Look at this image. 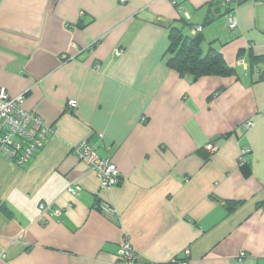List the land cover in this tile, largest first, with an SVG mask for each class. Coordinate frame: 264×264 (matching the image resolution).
<instances>
[{
    "label": "crops",
    "instance_id": "obj_1",
    "mask_svg": "<svg viewBox=\"0 0 264 264\" xmlns=\"http://www.w3.org/2000/svg\"><path fill=\"white\" fill-rule=\"evenodd\" d=\"M216 2L0 0V87L54 128L24 167L0 154V264H115L126 235L142 262L190 249L189 264H264V0L236 6L237 31ZM183 17L236 74L168 65ZM83 140L117 164L118 185L74 154ZM46 202L63 212L42 222Z\"/></svg>",
    "mask_w": 264,
    "mask_h": 264
},
{
    "label": "built area",
    "instance_id": "obj_2",
    "mask_svg": "<svg viewBox=\"0 0 264 264\" xmlns=\"http://www.w3.org/2000/svg\"><path fill=\"white\" fill-rule=\"evenodd\" d=\"M121 1L124 2L125 0ZM230 1L232 0H226L225 3H229ZM179 9L181 12H184L187 19L190 18L184 6H180ZM233 12L231 11L226 14L227 27L232 31H237L238 22ZM202 30V24H196L190 28L191 34L202 32ZM114 53L116 56H120L122 49L117 48ZM238 63L244 64L245 59L239 58ZM24 98V94L11 96L6 88L0 87V154L12 160L19 167H24L36 155L54 129L42 116L23 107ZM68 106L76 110L78 107L77 100L70 99ZM252 124L253 122L249 120L244 122L246 128L251 127ZM206 148L210 152H214L218 149V146L214 143H209ZM73 152L81 160L87 162L90 168L98 174L102 188L112 189L118 185L120 171L117 164L101 157L96 147L89 140H83L74 146ZM249 152L247 148L242 149L240 156L241 165L250 163L246 159ZM66 191L74 196H78L83 191V187L79 184L69 183L66 186ZM97 208L106 215L118 218V211L111 204L99 202ZM39 209L40 213L37 219L42 222L49 221L53 216H60L63 212L62 208L53 209L50 202L41 203ZM48 210L52 211L50 215L47 214ZM183 254L184 257H174L168 263L142 262L139 260L130 236L126 235L119 247L118 259L115 264H189L190 249L184 250ZM246 255V251H242L240 253V261Z\"/></svg>",
    "mask_w": 264,
    "mask_h": 264
},
{
    "label": "trees",
    "instance_id": "obj_3",
    "mask_svg": "<svg viewBox=\"0 0 264 264\" xmlns=\"http://www.w3.org/2000/svg\"><path fill=\"white\" fill-rule=\"evenodd\" d=\"M220 11L223 10L224 16L234 11L236 6L243 0H216ZM183 25L170 26L168 48V65L174 68L182 76L191 75L198 79L202 76H232L236 74V69L226 62L222 53L216 50L213 43H209L208 49L204 50L205 37L202 32L191 34L190 28L196 24H190L189 32L185 31L188 21L182 19ZM203 25V24H202ZM239 58H242L239 56ZM244 172L250 174V164L241 165Z\"/></svg>",
    "mask_w": 264,
    "mask_h": 264
},
{
    "label": "rangeland",
    "instance_id": "obj_4",
    "mask_svg": "<svg viewBox=\"0 0 264 264\" xmlns=\"http://www.w3.org/2000/svg\"><path fill=\"white\" fill-rule=\"evenodd\" d=\"M206 45H207V44H206V43H204V45H203V46H204V48H205V46H206Z\"/></svg>",
    "mask_w": 264,
    "mask_h": 264
}]
</instances>
